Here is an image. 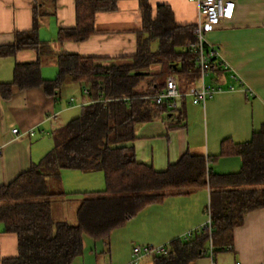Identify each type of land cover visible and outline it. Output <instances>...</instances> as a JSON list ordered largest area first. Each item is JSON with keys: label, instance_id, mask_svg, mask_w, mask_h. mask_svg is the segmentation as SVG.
<instances>
[{"label": "crops", "instance_id": "0c3cea01", "mask_svg": "<svg viewBox=\"0 0 264 264\" xmlns=\"http://www.w3.org/2000/svg\"><path fill=\"white\" fill-rule=\"evenodd\" d=\"M143 1L153 7V18L157 17L158 7L165 5L179 26H197L200 21L199 6L194 0H115L114 10L97 14L96 33L88 40L61 42L60 30L77 26V0H0V47L14 45L17 33L33 30L35 15L39 39L44 43L40 51L30 48L0 56V83L14 80L17 64L39 59L44 78L56 79L58 58L66 52L97 57L103 64L131 63L144 29ZM232 1L236 3L233 18L206 25L208 46L219 52L217 57L224 66L220 74L211 72L206 84L221 86L224 91L206 103H196L191 93L202 88L201 76L194 79L191 75H171L187 96L181 101V109L137 124L136 138L122 144L134 148L138 162L163 172L187 152L218 156L224 140L247 142L264 128V0ZM161 70L160 64L151 66L153 73ZM67 86L53 95L44 87L22 90L15 86L10 98L0 99V188L39 164L55 147V131L80 116L84 104L91 102L78 83L68 82ZM230 86L236 89L230 91ZM70 89L81 93L80 108L76 103L80 100L66 94ZM15 128L24 135L17 138ZM242 165L240 156H220L210 162L219 174L239 172ZM76 171L80 173H73V169L62 171L66 200L76 193L73 187L79 191L87 178V188L92 189L91 182L95 181L99 187L92 192L106 189L103 171H83L89 175ZM70 177H74V183L70 181L68 187ZM210 200V187H201L147 206L115 229L109 240L86 238L83 264H129L135 245H169L182 239L209 221ZM207 245L193 264H264V208L246 215L244 223L235 228L231 244ZM18 254V235L7 231L0 221V264ZM137 264H154L153 257Z\"/></svg>", "mask_w": 264, "mask_h": 264}, {"label": "trees", "instance_id": "16d2710c", "mask_svg": "<svg viewBox=\"0 0 264 264\" xmlns=\"http://www.w3.org/2000/svg\"><path fill=\"white\" fill-rule=\"evenodd\" d=\"M115 8V0H77V26L61 29L59 41L88 40L96 33L97 14ZM143 11L144 29L131 63L103 64L97 57L66 52L58 58L56 79L44 78L39 59L17 64L14 80L0 83V99L10 98L15 86L22 90L44 87L53 95L74 82L91 100L80 116L55 131V147L39 164L0 188V221L19 238L18 256L4 264H74L84 255L86 238L107 241L115 229L147 206L210 187L211 232L197 229L189 241L182 238L169 244V254L153 257L154 264H193L208 243L231 244L235 228L246 215L264 208V128L247 142L224 140L218 156L187 152L163 172L138 162L134 148L122 145L136 138L137 124L174 112L167 102L155 99L171 75L201 76L196 26L177 25L165 5L158 7L156 18L146 1ZM154 40L159 43L156 50ZM43 44L35 15L33 30L17 33L14 45L0 47V56L30 48L40 51ZM154 64L162 65V70L153 73ZM209 64V74L222 73L224 66L217 55L210 56ZM220 156H240L241 170L214 172L210 162ZM64 169L105 173L106 189L85 194L76 223L57 218L54 212V199L66 196L61 188Z\"/></svg>", "mask_w": 264, "mask_h": 264}, {"label": "built area", "instance_id": "2783aa9c", "mask_svg": "<svg viewBox=\"0 0 264 264\" xmlns=\"http://www.w3.org/2000/svg\"><path fill=\"white\" fill-rule=\"evenodd\" d=\"M198 3L200 21L195 28V33L198 38L197 46V63L201 70V80L203 86L201 89L191 93L196 103H206L207 100L213 98L216 94L224 91L221 86L207 85L206 77L209 75V59L210 56L219 55V52L214 48L208 46L206 38V25H216L224 20L231 19L235 15L236 3L232 0H194ZM209 53H208V49ZM236 88L230 86L229 90L234 91ZM187 96L179 90L178 80L175 76H170L167 81L166 89L159 95L155 96L158 103L167 102L169 107L173 110L181 109V101ZM73 101V99H72ZM15 136L20 138L24 135L19 128L13 130ZM33 135L34 133L31 132ZM212 230L211 216L209 221L198 230ZM195 231V230H194ZM194 231H189L183 237L184 240L189 241L193 236ZM171 252L168 245H135L133 247V260L129 264H137L141 259L146 257H155L157 255H167Z\"/></svg>", "mask_w": 264, "mask_h": 264}, {"label": "rangeland", "instance_id": "374dc122", "mask_svg": "<svg viewBox=\"0 0 264 264\" xmlns=\"http://www.w3.org/2000/svg\"><path fill=\"white\" fill-rule=\"evenodd\" d=\"M158 47V41L157 40H154L152 42V49H156ZM67 84L65 85V88H67ZM68 89V88H67ZM66 94H69V98H71V96H73V98H78V100H80L79 102L77 101L76 103L77 104H80L78 105L77 107H81V104H82V98H81V93H74L73 90H68V92H66ZM75 103V104H76ZM81 171V170H79ZM83 172V171H81ZM73 173H80V172H77L76 169H73ZM84 173V172H83ZM82 175H89V174H82ZM74 177H70V179H68V184L67 186L69 187L70 186V181L72 183H74L73 181ZM88 181L86 180V184L84 182L81 183V188L79 189V191H75L73 187V192H76V193H73L72 196L66 200V198H57V199H54V212H55V215L57 218H62V219H67L70 223H76L77 221V209L79 207V204L81 203L82 199L85 197V194L86 193H89V192H92V190H99L97 187V182H91L92 184V189L90 188H87L88 185H90V179L87 178ZM75 180H76V183L78 184L77 182V179L75 177ZM88 184V185H87ZM65 187V185H64ZM86 189L84 190L83 189ZM106 187V186H105ZM62 190L64 191V188L63 186H61ZM66 188V187H65ZM82 189V190H81ZM83 257H81L79 260H77V262H75L74 264H83V260H82Z\"/></svg>", "mask_w": 264, "mask_h": 264}, {"label": "water", "instance_id": "95a60500", "mask_svg": "<svg viewBox=\"0 0 264 264\" xmlns=\"http://www.w3.org/2000/svg\"><path fill=\"white\" fill-rule=\"evenodd\" d=\"M175 67H177V65H175Z\"/></svg>", "mask_w": 264, "mask_h": 264}]
</instances>
